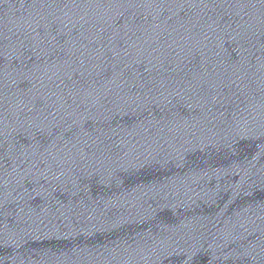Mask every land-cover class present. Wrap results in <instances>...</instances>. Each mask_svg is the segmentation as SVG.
I'll use <instances>...</instances> for the list:
<instances>
[{"label": "water", "instance_id": "water-1", "mask_svg": "<svg viewBox=\"0 0 264 264\" xmlns=\"http://www.w3.org/2000/svg\"><path fill=\"white\" fill-rule=\"evenodd\" d=\"M0 264H264V0H0Z\"/></svg>", "mask_w": 264, "mask_h": 264}]
</instances>
